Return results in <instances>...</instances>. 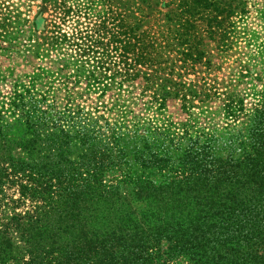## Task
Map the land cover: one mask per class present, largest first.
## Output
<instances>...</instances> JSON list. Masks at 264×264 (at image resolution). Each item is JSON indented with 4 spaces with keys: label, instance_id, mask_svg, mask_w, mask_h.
I'll return each instance as SVG.
<instances>
[{
    "label": "trees",
    "instance_id": "obj_1",
    "mask_svg": "<svg viewBox=\"0 0 264 264\" xmlns=\"http://www.w3.org/2000/svg\"><path fill=\"white\" fill-rule=\"evenodd\" d=\"M100 1L110 8L92 26L76 16L63 32L70 6L48 24L79 59L76 82L105 97L140 79L150 103L173 98L184 111L208 94L182 73L204 63L205 40L229 47L247 12L246 0H128L127 19ZM153 14L163 29L142 25ZM12 87L0 100V264H264V95L247 112L223 97L235 131L219 152L215 135L187 124L117 127L98 107L58 109L33 85Z\"/></svg>",
    "mask_w": 264,
    "mask_h": 264
},
{
    "label": "rangeland",
    "instance_id": "obj_2",
    "mask_svg": "<svg viewBox=\"0 0 264 264\" xmlns=\"http://www.w3.org/2000/svg\"><path fill=\"white\" fill-rule=\"evenodd\" d=\"M246 2V14L233 18L232 39L227 41L229 47L220 49L213 41L205 40L204 63L182 73L192 92L208 94L196 95L189 110L184 111L181 102L173 98L166 99L162 105L150 103L148 93L142 92L140 79L111 84L105 97L86 88L83 81L76 82L79 65L76 60L79 59L71 55L66 42L48 39L47 30H52L51 25L58 20L64 6L75 8L77 13L61 25L63 32L70 34L74 30L76 16L83 26H92L100 22L99 16H104L110 8L107 9L106 3L100 0H0V100L12 93L17 80L22 85H33V92L44 94L45 104L55 108L79 106L94 113L98 107L99 114H104L108 122L117 127L132 123L148 128L156 119L171 128L187 124L189 133L197 130L215 135L216 148L221 152L229 135L235 131L233 123L225 119L223 97L231 96L247 112L259 96L264 95V17L261 12L264 0ZM110 3L112 10L117 8L128 19V0H111ZM130 10L133 18L142 19L134 8ZM153 24L163 29L164 16L153 14L142 20L144 27ZM105 42L107 40L99 44L103 48L99 52L112 57L105 66L107 74L115 76L117 71L123 72L118 68L122 66L112 63L115 52Z\"/></svg>",
    "mask_w": 264,
    "mask_h": 264
}]
</instances>
